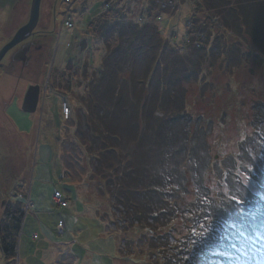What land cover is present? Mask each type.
Wrapping results in <instances>:
<instances>
[{"label":"rangeland","instance_id":"1","mask_svg":"<svg viewBox=\"0 0 264 264\" xmlns=\"http://www.w3.org/2000/svg\"><path fill=\"white\" fill-rule=\"evenodd\" d=\"M16 1L0 0V12L2 7H8ZM24 1L27 4L26 17L29 19L32 0ZM86 1V10L79 15L77 10L82 9ZM108 1L111 0L41 2L36 31L41 33L44 41L45 79L42 87L45 95L42 96L41 111L37 115L39 120L36 125L27 121L19 128L23 133L31 129V138H22L20 141L11 131L2 138V142L10 149L7 161L17 167L25 162L26 168L23 187L20 189L23 194L21 201H26V209L18 242L17 264H132L126 261L128 250L121 252L120 247L122 242L124 244L130 238L136 240L140 234L138 231L127 233L122 226L115 227L110 222L113 218L109 213L119 215L113 206L110 208V203L116 204L112 194L117 192L103 190L96 178L87 181L95 168L94 162L90 163L88 156L78 147L79 143H83L91 148L93 135L90 123L98 117L94 116L96 109L90 104L89 95L98 97L97 101L100 97L97 91L100 83L92 81V71L105 70V60L109 57L105 47L107 35L98 31L94 34L87 30V25L91 18L99 19L100 7ZM118 1L120 3L115 4V8L122 11L125 22L140 27L155 25L159 38L179 44L180 51L177 54L170 48L166 49L150 87L145 90L142 87L144 85L136 84V80L144 78L155 51L140 48L134 42L129 48L130 54L119 65L116 78L107 86L111 93L107 95L109 100L103 103L109 112L107 119H104L108 121L110 115L119 116L118 121L113 122L120 130L118 132H122L121 129L128 130L131 126L134 132H142L140 138L133 130H130L131 135L124 134L127 143L124 148L128 153L135 152L137 166L146 164L153 170L166 171L170 178L182 185L183 195L178 194L173 200L191 203L196 199L195 187L203 190L208 188L212 193L208 197L216 202L211 210L226 209L229 207L226 197L233 180L230 177L225 182L226 173L238 172V169H233L236 167L234 161L242 143L250 137L257 118H262L260 127L264 129V107L259 106V102L264 104V66L248 62L229 68V60L222 49L215 50V62L204 65L200 77L194 80L192 74L196 59L190 52V19L196 16L200 27L204 30L207 27L198 36L208 37L209 45L218 39L243 46L245 54L253 53L248 34L243 31L238 33L237 29L230 30L232 28L227 29L226 25H222L231 19L230 16L226 17L230 9L252 0H233L225 7V3L222 5L214 0H115L114 3ZM8 11L9 7L7 13L0 14V25L6 14L9 15ZM148 11L151 16H148ZM206 15H214L221 27L206 25ZM24 20L21 16L18 23L22 25ZM101 24L97 30L104 26V23ZM12 31L13 27L11 30H0V49ZM114 38L120 40L116 35ZM66 69L75 77L68 89L65 82L57 79V72ZM177 79L183 81L181 85L170 88V92L166 91ZM76 80L81 81L80 84ZM157 83L161 90H157ZM112 93L123 95V102L118 103ZM138 104H142V107L138 108ZM181 107L196 122L189 129L183 126L168 131L162 121L151 117V113L157 117H164V113L172 115ZM64 109H68V115ZM8 114L20 125L22 118L27 117L16 107L11 108ZM102 116L101 113L100 118ZM56 193L65 200L67 198L66 207L57 205L54 199ZM200 196H203L202 192ZM6 210L5 205L0 207V223L5 218ZM215 214L214 217L223 216L219 212ZM180 231L181 228L174 237L181 236ZM257 237L255 244L262 253L264 229L257 232ZM107 242H113L112 246H108ZM137 242H133L134 246ZM145 244V248L140 244L143 252L149 249L148 242ZM221 250L227 252L226 248ZM134 256L142 259L139 253ZM0 264H8L1 255Z\"/></svg>","mask_w":264,"mask_h":264},{"label":"trees","instance_id":"2","mask_svg":"<svg viewBox=\"0 0 264 264\" xmlns=\"http://www.w3.org/2000/svg\"><path fill=\"white\" fill-rule=\"evenodd\" d=\"M114 1L104 3L99 10V19L91 18L87 25L88 31L94 34L97 31L103 32L102 35H107L105 47L109 51V57L105 60V70L103 68L92 71V81L96 80L100 83L97 90L100 97L97 101L98 97L89 95V102L96 109L94 116L98 117L90 123L93 135L91 148L83 143H79L78 147L85 156H88L90 163L94 162L95 168L90 172L87 181L90 182L96 178L100 181L103 190H108L109 193L117 192L112 194L116 204L110 203V208L113 206L119 215L109 213L113 218L110 222L115 227L122 226L127 233L138 231L140 234L136 240L130 238L124 244L122 242L121 252L128 250L126 261L132 264H197L198 262L199 264H222L223 262L264 264V259H262L264 250L260 253L261 249L255 244L258 240L257 232L264 229V129L260 127L262 118L256 119L252 125L250 137L241 145L240 153L234 161L236 167H233V169H238V172L227 170L228 174L226 173L224 178L225 182L230 180V177L233 179L232 188L226 197L229 207L226 209L220 207L222 210L212 211V207L216 205V202L208 197L212 193L208 188L203 190L201 187H195L196 199L187 203L190 205L173 200L174 196L183 195L182 185L174 181L172 177L170 178L166 171L153 170L146 164L136 165L135 152L128 153L124 148L127 143L123 135H131L132 126L128 130L121 129L123 133L118 132L119 129L113 122L118 121L119 116L110 115L111 118H108V121L105 120L109 112L103 103L109 100L107 95L111 93L107 86H110L112 80L116 78L120 70L119 65H122L126 55L130 54L129 48L134 42H137L140 48L155 51L144 78L136 80V84L144 85L142 87L145 90L150 87L166 49L170 48L178 54L180 46L162 37L159 38V31L155 25L140 27L137 24L132 25L128 21L125 22L121 16L122 11L115 8L117 6L115 4H119L120 1L116 3ZM214 1L222 5L225 3V7L233 0ZM258 2L256 0L247 1L240 7L230 9L226 17L230 16L231 19L224 23L221 21L223 27L227 26V29H237L238 33L243 31L248 34L253 53L245 54L243 46L237 43L228 44L218 39L209 45L208 37L198 36L199 33L206 31L207 27L204 30L200 27L199 20L195 19L196 16L191 17L190 52L196 59L193 65L195 71L192 74L194 80L200 77L204 65L215 62L216 58L213 55L215 50L222 49L229 60L227 62V64L230 63L229 68L248 62L264 66V2ZM87 3V1L83 3L84 7L77 10L79 15L86 10ZM149 13L148 11V16H151ZM251 20L254 23H251ZM205 21L206 25L214 24L215 27H221L214 15H206ZM101 23H104V26L97 30ZM228 23L231 25H227ZM107 24L112 25L107 26ZM115 35L120 40H115ZM57 76L58 80L66 83V89H68L74 77L70 70L58 71ZM80 82L76 80V83L80 84ZM182 82L181 79L173 81L172 84H174L168 86L166 91L170 92V88L180 86ZM157 88L161 90L158 83ZM112 94L118 103L123 102V95ZM259 106L264 107V104L259 102ZM141 107L142 104H138V108ZM101 113L102 118H100ZM155 115L151 113V117L162 121L164 128H168V131L183 126L189 129L191 124L196 123L182 107L175 110L172 115L166 113L164 117ZM132 132L138 138L143 135L142 132L138 133L134 130ZM160 139L161 137L158 138L159 141ZM201 192L203 196H200ZM233 196L240 199L242 203L236 204ZM112 198L109 196L110 200ZM66 201H68L67 198ZM25 202L9 205L4 215L5 218L0 223V255L8 264H17L18 242L25 218ZM216 212L222 213L223 216L214 217ZM180 228L181 236L174 237ZM134 241H139V243L137 242L138 244L134 246ZM145 242H148L149 249L143 252L141 247H147ZM112 243L107 242V245L112 246ZM225 248L227 252H221V249L225 250ZM137 253L142 256L141 260L135 258L134 254ZM116 258L120 259L118 255Z\"/></svg>","mask_w":264,"mask_h":264},{"label":"flooded vegetation","instance_id":"3","mask_svg":"<svg viewBox=\"0 0 264 264\" xmlns=\"http://www.w3.org/2000/svg\"><path fill=\"white\" fill-rule=\"evenodd\" d=\"M24 0H17L8 6L9 11L6 14L4 22L0 25V30L8 28L11 30V36L3 44H7L21 28L28 18L26 17L27 4ZM8 7H2L0 14L7 13ZM30 12V9H29ZM25 19L23 24L18 22L20 17ZM39 24V22H38ZM14 25V26H13ZM8 26V27H7ZM41 33L34 30L32 36L9 51L0 62V207L20 203L23 194L20 189L24 183V163L17 167L16 164L8 162L10 154L9 147L2 142L3 136L10 131L14 137L21 141L22 138H31V129L27 133L20 131V126L27 121L36 125L39 118L37 115L41 111L42 96L45 95L43 89L44 82V58H43V40ZM16 107L26 118H22L21 125L17 123L8 111ZM29 116L31 118H29ZM25 153V152H24ZM22 153V154H24ZM12 157V156H11Z\"/></svg>","mask_w":264,"mask_h":264},{"label":"water","instance_id":"4","mask_svg":"<svg viewBox=\"0 0 264 264\" xmlns=\"http://www.w3.org/2000/svg\"><path fill=\"white\" fill-rule=\"evenodd\" d=\"M41 2L42 0L31 1L30 14L27 23L21 27L13 38L0 49V62L10 50L32 36L39 22Z\"/></svg>","mask_w":264,"mask_h":264},{"label":"built area","instance_id":"5","mask_svg":"<svg viewBox=\"0 0 264 264\" xmlns=\"http://www.w3.org/2000/svg\"><path fill=\"white\" fill-rule=\"evenodd\" d=\"M68 9V8H67ZM66 12L68 13V10H66ZM64 25H65V23H64ZM66 26V25H65ZM67 26L68 27H71V24H69V23H67ZM65 110V114L66 115H68V109H64ZM55 201H56V203H57V205L60 207H66V200L64 199V197L61 195V194H59V193H56V196H55Z\"/></svg>","mask_w":264,"mask_h":264},{"label":"snow or ice","instance_id":"6","mask_svg":"<svg viewBox=\"0 0 264 264\" xmlns=\"http://www.w3.org/2000/svg\"><path fill=\"white\" fill-rule=\"evenodd\" d=\"M232 198L235 200L236 204L242 203V201L240 199H236L235 196H233ZM201 227H203V226H201Z\"/></svg>","mask_w":264,"mask_h":264},{"label":"bare ground","instance_id":"7","mask_svg":"<svg viewBox=\"0 0 264 264\" xmlns=\"http://www.w3.org/2000/svg\"><path fill=\"white\" fill-rule=\"evenodd\" d=\"M25 207H26V206H25ZM25 207H24V209H26Z\"/></svg>","mask_w":264,"mask_h":264}]
</instances>
